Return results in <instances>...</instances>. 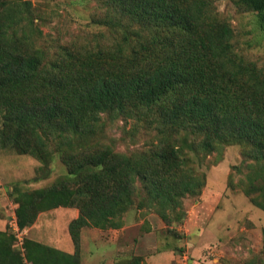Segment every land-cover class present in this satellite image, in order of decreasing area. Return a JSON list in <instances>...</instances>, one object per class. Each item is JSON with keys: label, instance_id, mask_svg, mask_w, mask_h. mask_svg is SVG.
Masks as SVG:
<instances>
[{"label": "trees", "instance_id": "obj_1", "mask_svg": "<svg viewBox=\"0 0 264 264\" xmlns=\"http://www.w3.org/2000/svg\"><path fill=\"white\" fill-rule=\"evenodd\" d=\"M97 1L92 21L111 39L75 38L49 58L32 1L0 0L2 147L34 156L39 170L49 172L56 154L67 168L46 186L14 185L19 228L43 211L79 209L69 224L75 252L26 238L32 264H82V228L119 229L135 204L181 237L169 225L184 219L183 199L202 194V166L232 144L251 160L243 190L264 210V68L236 50L216 0ZM232 1L264 23V0ZM120 120L143 129L147 144L118 150L107 129ZM16 240L0 230V264H26ZM116 264L147 263L134 253Z\"/></svg>", "mask_w": 264, "mask_h": 264}, {"label": "rangeland", "instance_id": "obj_2", "mask_svg": "<svg viewBox=\"0 0 264 264\" xmlns=\"http://www.w3.org/2000/svg\"><path fill=\"white\" fill-rule=\"evenodd\" d=\"M31 1L34 14L40 15L35 17V23L43 31L38 44L48 52L49 58L60 52V46L71 45L75 38L102 44L111 39L103 25L92 21L103 10L97 0ZM215 4L233 27L236 50L264 68V23L252 11H238L232 0H216ZM107 133L108 139L121 151L144 147L149 139L143 129L135 133L131 123L125 124L123 120L108 127ZM2 146L0 141V190L5 188L1 183L8 184V181L15 187L29 189L46 186L67 171L57 154L48 172L38 169L41 163L34 156ZM209 158V166H202L207 173L202 194L185 197L184 219L169 225L177 226L181 237L174 238L168 232V226L154 209L135 204L125 214L126 226L119 229L82 228L81 263L116 264L122 257L134 254V243L146 231H152L151 237L156 240L159 235L164 240L162 247L176 246V258H168L162 264H264V210L254 205L243 190L251 160L248 163L244 160L239 144L228 145L220 153L214 151ZM11 197L14 199L13 195ZM7 206V228L16 234L14 248L26 264H32L25 253L26 238L68 253L75 252L69 224L78 217V208L58 207L40 212L33 224L17 231L14 206L9 202Z\"/></svg>", "mask_w": 264, "mask_h": 264}, {"label": "crops", "instance_id": "obj_3", "mask_svg": "<svg viewBox=\"0 0 264 264\" xmlns=\"http://www.w3.org/2000/svg\"><path fill=\"white\" fill-rule=\"evenodd\" d=\"M7 183L9 185L6 184V182L1 183V185H3L2 187L5 188H1L0 190V230H6L8 225V202L10 206H14V214L15 209L17 207V204L15 203L13 197H11V192L13 191L14 183L12 181H8ZM126 225L127 224H125L124 226ZM151 235L152 231H146L144 235L139 237V239L134 243L135 254L142 255L144 257L145 263L147 264H162L168 258H171V260L176 258V254L174 251L175 245H168V247H162L164 240L161 239L159 235L156 237L155 240V238L151 237ZM177 244H179V242ZM158 245H161V247H159ZM164 253H167L168 255L165 257V255H163Z\"/></svg>", "mask_w": 264, "mask_h": 264}, {"label": "built area", "instance_id": "obj_4", "mask_svg": "<svg viewBox=\"0 0 264 264\" xmlns=\"http://www.w3.org/2000/svg\"><path fill=\"white\" fill-rule=\"evenodd\" d=\"M14 226L16 227L17 231H19V230H20V228H19V225H18V222H17V219H16V218H15V220H14Z\"/></svg>", "mask_w": 264, "mask_h": 264}]
</instances>
